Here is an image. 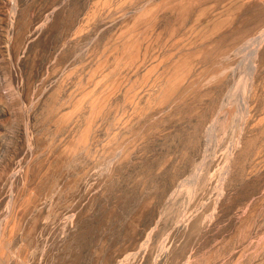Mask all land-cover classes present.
Wrapping results in <instances>:
<instances>
[{"label":"rangeland","instance_id":"rangeland-1","mask_svg":"<svg viewBox=\"0 0 264 264\" xmlns=\"http://www.w3.org/2000/svg\"><path fill=\"white\" fill-rule=\"evenodd\" d=\"M261 34L264 0H0V264H264Z\"/></svg>","mask_w":264,"mask_h":264},{"label":"bare ground","instance_id":"bare-ground-1","mask_svg":"<svg viewBox=\"0 0 264 264\" xmlns=\"http://www.w3.org/2000/svg\"><path fill=\"white\" fill-rule=\"evenodd\" d=\"M262 32H263V31H262ZM262 32H261V33H262ZM261 35H262V34H261ZM258 37H259V36H258ZM260 37H261V36H260ZM260 37H259V39L264 38L263 35H262L261 38H260ZM255 39L257 40V42H260V40H259L257 37H256ZM255 39H254L253 41H255ZM251 41H252V40H251ZM253 41L251 42V44L254 43ZM261 41H262V40H261ZM248 43H250V41H249ZM248 43H246V44H245L243 47H241L240 49H245L246 47H248V46H249ZM255 43H256V41H255ZM255 43L253 44L254 46L256 45ZM260 43H261V42H260ZM259 46H261V45H259ZM250 47H251V46H250ZM254 48H255V47H254ZM240 49H239V50H240ZM256 49H257V47H256ZM248 50H251V49H249V47H248ZM253 50H254V49H253ZM243 51H244V50H242L241 52H243ZM252 52H255V50L252 51ZM248 54L251 56L250 53H248ZM246 55H247V54H246ZM247 56H248V55H247ZM250 56H249V57H250ZM253 56H255V55H253ZM245 57H246V56H245ZM249 57H248V58H249ZM246 60H247V58H246ZM251 60H252V59H251ZM240 61H241V60H240ZM247 61H249V59H248ZM242 62H243V61H242ZM242 62H241V63H242ZM249 62H250V61H249ZM253 62H254V61H253ZM250 63H251V62H250ZM243 64H245V63H243ZM252 64L254 65V63H252ZM250 65H251V64H250ZM253 65H252V66H253ZM239 66H241V65H239ZM242 66H244V65H242ZM245 66H246V65H245ZM237 67H238V66H236V68H237ZM248 67H249V66H248ZM254 68H255V67H254ZM243 69H244V68H243ZM245 69H246V68H245ZM248 69H249V68H248ZM250 69H252L251 66H250ZM250 69H249V71H250ZM233 70H234V69H233ZM243 71H245V70H243ZM246 71H247V70H246ZM253 72H254V70H253ZM250 73H251V72H250ZM243 74H244V73H243ZM241 75H242V74H241ZM250 75H251V74H250ZM250 78H252V77H250ZM240 79H241V77H240ZM234 80H235V79H234ZM242 80H244V79H241V82H243ZM244 81H245V80H244ZM249 81H250V80H249ZM241 82H240L239 79H238V82H236V83H237L236 85H238V84H239V85H238L237 87L241 86V85H240ZM246 82H247V81H246ZM234 83H235V82H234ZM234 83H233V85H234ZM243 83H244V82H243ZM243 83H242V84H243ZM250 83H251V82H250ZM236 85H235V86H236ZM250 86H251V85H250ZM244 87H245V86H244ZM244 87H243V88H244ZM243 91H244V90H243ZM243 91H242V92H243ZM241 94H243V93H241ZM231 95H232V94H231ZM244 96H245V95H244ZM231 100H232V99H231ZM239 100H240V98H239ZM235 101H236V100H235ZM230 102H231V101H230ZM230 102H229V103H230ZM244 102H245V101H244ZM222 103H224V102H222ZM226 103H227V102H226ZM226 103H225V105H226ZM239 103L242 104L241 102H239ZM245 103H246V102H245ZM246 104H247V103H246ZM221 105H222V104H221ZM231 105H232V104H231ZM231 105H228V110H229V108H231ZM242 105H243V104H242ZM233 106H234V105H232V111H230L231 114H229L230 119H228V122L226 123V124L229 123V124H228V127H229V125L232 126V125L235 123V121H239V120L242 118V116L240 115V113L237 115L236 110H234L235 108H233ZM236 106H237V105H236ZM246 106H247V105H246ZM238 107H239V106H238ZM240 107H241V106H240ZM244 107H245V105H244ZM244 107H242V108H244ZM222 108H223V111H224V105L221 107V109H222ZM225 108H226V106H225ZM236 109H237V107H236ZM219 110H220V109H219ZM237 110H238V109H237ZM218 112H219V111H218ZM221 112H222V110H221ZM228 112H229V111H228ZM238 112H239V111H238ZM243 112H244V110H243ZM245 112H246V111H245ZM223 113H224V112H223ZM241 113H242V112H241ZM246 114H247V112H246ZM218 115H220V114L217 113L216 116L219 117ZM238 117H239V118H238ZM215 118H216V117H215ZM220 118H221V117H220ZM243 118H244V117H243ZM216 119L219 120L218 118H216ZM236 119H237V120H236ZM238 119H239V120H238ZM217 120H214L215 123H216ZM229 120H230V122H229ZM214 121H213V122H214ZM219 121H220V120H219ZM217 122H218V121H217ZM215 123L212 124V125H209V126H208V129H207V130H209V132H210V129L212 128L211 126L215 125ZM218 123H219V122H218ZM218 123H217V124H218ZM237 123H238V122H237ZM237 123H236V124H237ZM239 123H240V122H239ZM210 124H211V123H210ZM217 124H216V126H217ZM226 124H225V125H226ZM223 127L225 128V126H223ZM240 127H241V126H240ZM231 128L233 129V127H231ZM226 129H228V128H226ZM234 129H235V128H234ZM240 129H241V128H240ZM242 129H243V128H242ZM211 130L213 131V128H212ZM216 130H217V128H216ZM228 130H229V129H228ZM237 130H238V129H237ZM231 131H232V130H231ZM225 132H226V131H225ZM234 132H235V131H234ZM212 133H213V132H212ZM207 134H208V133H207ZM211 135H212V134H211ZM211 135H210V136H211ZM215 135H216V134H215ZM208 136H209V135H208ZM212 136H213V135H212ZM226 136H228V135H226ZM234 136H236V135H234ZM221 137L223 138V136H221ZM231 137H232V136H231ZM239 137H240V136H239ZM232 138H233V137H232ZM208 139H210V138L208 137ZM233 139H234V138H233ZM235 140H237V139L235 138ZM207 141H208V140H207ZM210 141H211V139H210ZM214 141H216V139H214ZM217 141H218V140H217ZM231 141H234V140H231ZM239 141H240V140H239ZM208 142H209V141H208ZM220 142H221V141H220ZM209 143H211V142H209ZM209 143H208V144H209ZM231 143H232V142H231ZM228 144H229V143H228ZM210 145H211V144H210ZM231 145H232V144H231ZM231 145H228V147H229V146L231 147ZM236 145H237V144H236ZM236 145H235V146H236ZM238 145H239V143H238ZM239 146H240V145H239ZM219 147H220V146H219ZM230 147H229V148H230ZM226 148H227V147H226ZM229 148H227V149H229ZM234 148H235V147H234ZM236 148H237V147H236ZM216 149H217V148H216ZM231 149H232V148H231ZM238 149H239V147H238ZM222 150H223V149H221L220 151H222ZM215 151H216V150H215ZM228 151H229V150H228ZM228 151H227V152H228ZM222 152H224V151H222ZM225 152H226V151H225ZM228 153H229V152H228ZM230 153H231V152H230ZM235 153H236V152H235ZM225 154H226V153H225ZM231 154H233V153H231ZM213 155H214V154H213ZM223 155H224V154H223ZM211 156H212V155H211ZM217 156H218V155H217ZM226 156H228V155H226ZM231 156H232V155H231ZM229 157H230V156H229ZM234 157H235V156H234ZM205 158H206V157H205ZM215 158H216V157H215ZM235 158H236V157H235ZM226 159H227V157H226ZM230 159H231V157H230ZM233 159H234V158H233ZM235 160H236V159H235ZM202 161H203V160H202ZM227 161H228V160H227ZM227 161L225 160V162H227ZM204 162H205V161H204ZM230 162H231V160H230ZM200 163H201V161H200ZM227 163H228V162H227ZM201 164H202V163H201ZM217 165H218V164H217ZM225 165H226V164H225ZM198 166H200V165H198ZM215 167H216V166H215ZM222 167H223V166H222ZM225 168H226V167H225ZM199 169H201V168H199ZM217 169H218V168H217ZM220 169H221V167H220ZM222 169H223V168H222ZM218 170H219V169H218ZM223 170H224V169H223ZM227 170H228V169H227ZM214 171H215V170H214ZM224 171H225V170H224ZM228 172H229V171H228ZM212 173H213V172H212ZM212 173H211V175H212ZM220 173H221V172H220ZM222 173H223V171H222ZM213 174H214V176H215V173H213ZM225 174H226V173H224L223 175H225ZM228 174H229V173H228ZM228 174H227V176H228ZM193 176H194V175H193ZM193 176H192V177H193ZM212 176H213V175H212ZM221 176H222V175H221ZM195 177H196V176H194V178H195ZM216 177H217V176H216ZM223 177H224V176H222V178H223ZM188 178H189V177H188ZM212 178H214V177H212ZM220 178H221V177H220ZM222 178H221V179H222ZM223 179H224V178H223ZM183 180H184V179H183ZM189 180H190V179H189ZM189 180H188V181H189ZM210 180H211V178H210ZM183 182H184V181H183ZM189 182H190V181H189ZM210 182H211V181H210ZM179 183H180V182H179ZM190 184H191V183H190ZM217 184H220V183L217 182ZM180 185H181V184H180ZM185 185H187V184H185ZM178 187H179V186H178ZM182 187H183V186H182ZM217 187H218V185H217ZM178 190H179V189H178ZM218 190H219V189H218ZM216 191H217V190H216ZM176 192H177V191H176Z\"/></svg>","mask_w":264,"mask_h":264}]
</instances>
